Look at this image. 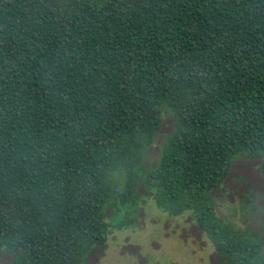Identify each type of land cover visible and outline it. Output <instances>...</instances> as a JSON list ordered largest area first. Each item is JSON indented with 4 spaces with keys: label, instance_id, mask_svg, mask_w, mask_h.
<instances>
[{
    "label": "trees",
    "instance_id": "obj_1",
    "mask_svg": "<svg viewBox=\"0 0 264 264\" xmlns=\"http://www.w3.org/2000/svg\"><path fill=\"white\" fill-rule=\"evenodd\" d=\"M176 116L157 166L140 168ZM264 172V0H0V254L86 264L121 203L147 193L187 213L217 264H254L264 240L236 230L213 191L232 158Z\"/></svg>",
    "mask_w": 264,
    "mask_h": 264
},
{
    "label": "rangeland",
    "instance_id": "obj_2",
    "mask_svg": "<svg viewBox=\"0 0 264 264\" xmlns=\"http://www.w3.org/2000/svg\"><path fill=\"white\" fill-rule=\"evenodd\" d=\"M64 4L70 0H54ZM176 116L161 108V125L150 145L143 150L140 168L157 166L163 145L175 131ZM260 159L245 154L235 155L223 184L213 191L215 209L219 216L246 235L256 234L264 240V172ZM112 197L104 207L106 221L113 228L107 242L96 246L87 256L86 264H217L219 257L205 233L183 213L170 215L145 196L147 186L143 173L136 180L134 202L121 203L118 195L126 182L124 172L110 175ZM15 255L0 254V264H13ZM254 264H264V247Z\"/></svg>",
    "mask_w": 264,
    "mask_h": 264
}]
</instances>
